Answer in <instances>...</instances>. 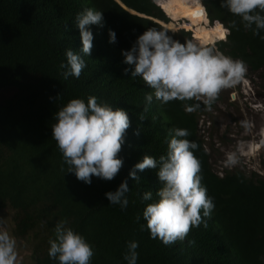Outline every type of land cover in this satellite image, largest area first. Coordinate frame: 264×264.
I'll list each match as a JSON object with an SVG mask.
<instances>
[{
    "label": "trees",
    "instance_id": "trees-1",
    "mask_svg": "<svg viewBox=\"0 0 264 264\" xmlns=\"http://www.w3.org/2000/svg\"><path fill=\"white\" fill-rule=\"evenodd\" d=\"M119 1L141 16L114 0H0V209L13 210V235L23 239L32 235L30 264H58L48 255V241L60 221H67L92 246L91 264H127L123 255L129 241L138 244L137 264H264V176L254 171L246 174L236 166L223 168L221 175L212 170L198 133V116L209 107L202 100L189 113L185 105L197 101L154 99L141 121L145 94L152 90L140 77L124 73L131 66L122 55L151 27L167 31L181 43H214L216 51L243 60L255 71L264 67L260 38L264 32L254 35L244 28L239 17L220 6L221 0H198L204 21L194 15L200 9L192 11V0H157L168 21L154 0ZM85 8L102 11L104 26H89L94 39L90 56L83 57L86 67L79 79L65 80L60 65L66 63V49L79 52L81 48L74 23ZM178 19L193 27L194 31L182 27L191 31V37L189 31L169 32L159 23L172 27L170 22ZM198 25L210 31L211 42L200 37ZM218 28L227 30L226 38H219ZM109 29L116 34L115 43L109 42ZM89 96L124 109L130 127L119 153L123 167L118 175L111 181L93 176L86 184L66 171L50 126L61 106L73 98L87 102ZM176 127L187 129V139L199 146L193 151L215 207L207 229L193 228L185 241L165 245L141 228L146 224L143 209L157 199L155 192L161 186L157 170L138 171L139 183L128 173L144 155L157 160L165 155L169 129ZM125 180L130 188L126 208L110 204L105 192L115 191ZM149 190L152 200H143L142 194ZM188 240L195 243L189 245Z\"/></svg>",
    "mask_w": 264,
    "mask_h": 264
},
{
    "label": "clouds",
    "instance_id": "clouds-1",
    "mask_svg": "<svg viewBox=\"0 0 264 264\" xmlns=\"http://www.w3.org/2000/svg\"><path fill=\"white\" fill-rule=\"evenodd\" d=\"M154 3L161 10L156 0ZM220 6L239 17L244 28L250 29L254 35L264 32V0H221ZM164 15L168 21V16ZM74 25L79 29L81 48L79 52L72 48L65 50L66 63L60 65L64 69L61 75L65 80L70 76L79 79L86 67L83 57L90 56L94 39L89 26L103 27V12L85 8L76 14ZM232 26H236L235 22ZM108 35L109 42L115 43V32L109 29ZM260 38L264 40V36ZM122 55L123 62L131 66L125 68L124 73H130L133 78L140 77L152 90L145 94V104L139 113L141 121L146 119L154 99L160 103L197 101L185 105L189 113L200 107L201 100L210 107L223 89L236 85L247 72L243 60L216 51L214 45L191 41L181 43L167 31L151 27L137 36L128 50H122ZM54 120L50 126L51 135L62 153L67 172L86 184H91L93 176L111 181L118 175L123 167L119 153L130 127L129 116L124 109L98 102L95 96H89L87 102L73 98L56 110ZM189 136L187 129H169L166 154L160 155L158 160L152 155H144L128 173L133 181L139 183L141 177L137 175L138 171L157 170L161 186L155 192L157 199L143 209L146 224L141 228L146 227L152 239L158 238L165 245L185 241L193 228L203 225L207 229V219L211 218L215 207L213 198L208 196L202 184L201 163L193 151L199 146L187 139ZM226 162L229 166L235 165V154H228ZM129 191L125 180L115 191L105 192L104 195L110 204L126 208ZM152 197L150 190L142 194V199L146 201H151ZM54 233V238L48 241L51 259L58 264H91L94 256L92 246L67 226V221L56 223ZM187 242L189 245L195 243L193 240ZM137 248V242H127V251L123 255L127 264H137ZM0 264H21L17 240L2 226Z\"/></svg>",
    "mask_w": 264,
    "mask_h": 264
},
{
    "label": "rangeland",
    "instance_id": "rangeland-1",
    "mask_svg": "<svg viewBox=\"0 0 264 264\" xmlns=\"http://www.w3.org/2000/svg\"><path fill=\"white\" fill-rule=\"evenodd\" d=\"M176 5L183 8L179 2H176ZM198 8L202 9L198 0H192V11ZM201 18L204 21V15ZM171 23L172 27H164L170 32L174 33L181 27L194 31L193 27L181 23V20ZM209 32L198 25L200 37L207 42H211L207 38ZM213 45L214 43L209 46ZM197 126L209 155L210 166L216 174L221 175L223 168L236 166L246 174L254 171L264 176V67L255 71L247 68L242 80L230 88L223 89L212 105L198 116ZM230 153L235 154L237 158V163L231 166L226 162ZM12 216L13 210L9 207L0 209V221L3 222L0 226L6 228L11 235ZM16 240L21 264H30L34 241L32 235Z\"/></svg>",
    "mask_w": 264,
    "mask_h": 264
},
{
    "label": "snow or ice",
    "instance_id": "snow-or-ice-1",
    "mask_svg": "<svg viewBox=\"0 0 264 264\" xmlns=\"http://www.w3.org/2000/svg\"><path fill=\"white\" fill-rule=\"evenodd\" d=\"M194 15H198V16L202 17L203 16V9H200L199 12L198 13H194ZM217 30L219 32V38L220 39L226 38V33H225V31L222 28H218Z\"/></svg>",
    "mask_w": 264,
    "mask_h": 264
},
{
    "label": "water",
    "instance_id": "water-1",
    "mask_svg": "<svg viewBox=\"0 0 264 264\" xmlns=\"http://www.w3.org/2000/svg\"><path fill=\"white\" fill-rule=\"evenodd\" d=\"M118 5H120L123 9L128 11L129 13L136 14V12L132 9H127L119 0H114ZM137 15V14H136Z\"/></svg>",
    "mask_w": 264,
    "mask_h": 264
},
{
    "label": "built area",
    "instance_id": "built-area-1",
    "mask_svg": "<svg viewBox=\"0 0 264 264\" xmlns=\"http://www.w3.org/2000/svg\"><path fill=\"white\" fill-rule=\"evenodd\" d=\"M178 20H181V23L184 22V21H186L185 19H178ZM181 23H180V24H181ZM179 29H182V30H185V31H190V30H188V29H184V28H182V27L179 28ZM190 32H191V31H190Z\"/></svg>",
    "mask_w": 264,
    "mask_h": 264
},
{
    "label": "bare ground",
    "instance_id": "bare-ground-1",
    "mask_svg": "<svg viewBox=\"0 0 264 264\" xmlns=\"http://www.w3.org/2000/svg\"><path fill=\"white\" fill-rule=\"evenodd\" d=\"M129 9V8H127ZM140 15V14H139ZM163 27H165L164 23L159 22ZM171 23V22H170ZM192 30V29H191ZM193 31V30H192Z\"/></svg>",
    "mask_w": 264,
    "mask_h": 264
}]
</instances>
